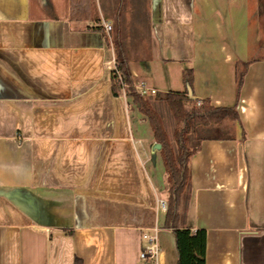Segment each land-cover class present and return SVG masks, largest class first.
I'll return each instance as SVG.
<instances>
[{"label":"crops","instance_id":"1","mask_svg":"<svg viewBox=\"0 0 264 264\" xmlns=\"http://www.w3.org/2000/svg\"><path fill=\"white\" fill-rule=\"evenodd\" d=\"M110 21L134 85L183 92L191 70L192 99L236 112L194 135L178 226L206 231L205 264H264V0H0V264H144L154 228L157 264L178 263L158 142L112 93Z\"/></svg>","mask_w":264,"mask_h":264},{"label":"trees","instance_id":"2","mask_svg":"<svg viewBox=\"0 0 264 264\" xmlns=\"http://www.w3.org/2000/svg\"><path fill=\"white\" fill-rule=\"evenodd\" d=\"M115 63L117 69L126 76L128 84L131 85L130 76L120 51L116 52ZM242 77L243 72L237 76V88L242 83ZM110 80L113 95L121 96V87L116 77L111 74ZM183 82L185 86L183 92L169 91L155 95V99L166 103L174 118L177 120L181 118L182 126L173 131L175 152L169 147L165 139V134L160 127L159 116L153 109L152 102L133 88L130 89L127 97L130 98V104L136 107L149 121L156 141L161 144L160 152L166 171V190L168 193L164 226L174 232L178 251L177 264H205L206 231L204 229L192 231L190 228L178 226L179 205L189 177L188 159L198 148V144H194L193 139L191 140L193 138L191 134L193 136L198 133L202 126L218 124L226 118L235 120L237 114L232 107H214L206 101L192 99L190 97L192 94L191 70L183 72ZM186 103L192 104L189 111L184 108ZM194 139L198 142L200 137H194Z\"/></svg>","mask_w":264,"mask_h":264},{"label":"built area","instance_id":"3","mask_svg":"<svg viewBox=\"0 0 264 264\" xmlns=\"http://www.w3.org/2000/svg\"><path fill=\"white\" fill-rule=\"evenodd\" d=\"M102 28L107 36H109L112 26L108 22H102ZM110 75L116 77L121 87V96L127 97L131 88L135 89L140 95H150L155 91L150 88L145 82H140L134 85L128 84L126 76L120 72L116 67L115 57H113L111 63L109 64ZM199 104V103H198ZM159 205L162 209L166 211L167 203L165 200H159ZM142 245L139 253V259L144 264H157V257L160 252V245L157 238V229L154 228L151 231L143 232L141 234Z\"/></svg>","mask_w":264,"mask_h":264},{"label":"rangeland","instance_id":"4","mask_svg":"<svg viewBox=\"0 0 264 264\" xmlns=\"http://www.w3.org/2000/svg\"><path fill=\"white\" fill-rule=\"evenodd\" d=\"M141 11L142 10H138L136 13L137 14L136 16H139ZM110 23H111V25L113 24L111 21H110ZM123 23L128 28V31H129V27L131 25L130 18L124 19ZM127 38H129V37L122 35L119 39L121 41H123V40L127 41ZM106 40H107V45H108L110 51L113 52V55L115 57L117 49H118V46H117V40L118 39H117V36H115L113 26H112V30L110 31L109 36L106 37ZM131 57H133V58L136 57L134 52L131 53ZM143 97L146 99H149L152 102L153 109L157 112V114L159 116L160 124H161L160 127L162 129V132L165 134V139H166L169 147H171V149L175 152L176 151V145H175L174 138H173V131L175 129H179L182 126L181 118L179 120L174 118L170 109L166 105V103L162 102L158 99H155L156 96L144 95ZM191 107H192V104H190V103L184 104V108L186 111H189L191 109ZM191 137H195V136L194 135L192 136V134H191ZM192 139L193 138H191V140ZM167 197H168V193L166 190V194H165L166 203H167Z\"/></svg>","mask_w":264,"mask_h":264},{"label":"water","instance_id":"5","mask_svg":"<svg viewBox=\"0 0 264 264\" xmlns=\"http://www.w3.org/2000/svg\"><path fill=\"white\" fill-rule=\"evenodd\" d=\"M160 149H161V144L160 143H155L153 145L152 151L155 152V151L160 150Z\"/></svg>","mask_w":264,"mask_h":264}]
</instances>
